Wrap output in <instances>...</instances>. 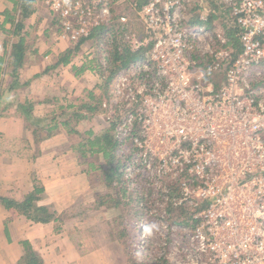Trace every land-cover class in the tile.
Masks as SVG:
<instances>
[{
  "label": "built area",
  "instance_id": "1",
  "mask_svg": "<svg viewBox=\"0 0 264 264\" xmlns=\"http://www.w3.org/2000/svg\"><path fill=\"white\" fill-rule=\"evenodd\" d=\"M44 1L61 36L76 45L112 25L123 3L144 25L147 37L135 40L136 50L151 45V55L135 63L134 74L117 75V93L126 92L129 103L133 91L123 76L145 72L140 94L147 97L115 132L129 140L126 172L153 186L157 220L186 222L161 230L170 229L178 264H264V0H220L237 48L204 26L211 9L191 19L200 0H145L142 7L138 0ZM181 211L187 218L180 220Z\"/></svg>",
  "mask_w": 264,
  "mask_h": 264
},
{
  "label": "crops",
  "instance_id": "2",
  "mask_svg": "<svg viewBox=\"0 0 264 264\" xmlns=\"http://www.w3.org/2000/svg\"><path fill=\"white\" fill-rule=\"evenodd\" d=\"M15 1L0 0V56L6 55V59L11 45L20 36L12 34V41L5 48L6 34H9L6 30H14L10 23H5V12L19 17L20 9L15 11ZM37 13L35 9L24 21L22 36L27 49L17 85H12L14 75L10 69L0 78V197L22 203L28 194L38 192L31 215L37 213L35 208H41L54 213V218L47 223L39 222L16 207L0 202V264L31 262L25 244L35 254L34 264H128L115 237L108 239L98 231V222L90 220L77 230H67L68 218L62 221V213L68 211L75 215L70 214L76 221L102 215L109 220L118 211L99 203L100 198L94 194L79 161L81 154L72 150L66 130L58 129L50 135L46 131L45 123L52 114L49 105L60 94L53 77L66 68L53 57L64 54L65 46L47 39L49 30L43 21H35ZM26 102L34 106L33 119L45 120L41 131L39 127L32 129L35 120H26L18 110Z\"/></svg>",
  "mask_w": 264,
  "mask_h": 264
},
{
  "label": "rangeland",
  "instance_id": "3",
  "mask_svg": "<svg viewBox=\"0 0 264 264\" xmlns=\"http://www.w3.org/2000/svg\"><path fill=\"white\" fill-rule=\"evenodd\" d=\"M45 2L46 1L44 0H39L34 5L35 9L38 11L37 14H39L37 15L35 21H43L47 25L46 29L47 31L49 30L47 39L51 40L53 44L56 43L64 45V51L66 53L73 50L69 55L68 63H60L62 64L61 66L64 65V67H69V69L64 68L62 72H60V74L58 73L53 77V84L58 83L57 87L58 90H60V94H57L54 99L51 100L52 103L49 106L52 114L49 117V122H46L45 124L47 127L57 125V128H55L52 133H54V131L66 130L65 132L69 134L70 138L68 140V143L71 147H73L72 150H74L76 154L78 153L79 155H82H80L79 161H82L81 163H83L82 167L84 169V172L87 173L89 181L92 183L94 194H96V196L100 198V200L98 199L99 203L102 205L107 204L108 206H110L108 201L111 200H113L114 202H125L129 207L127 211H129V213L131 212V215H134L129 220L128 218L126 219V222H129V224H133L131 225L132 227L129 233L131 239L125 232L120 229V219L123 213L122 204L119 205L120 207L118 205L111 206L118 211V214L115 215L114 218L109 220L105 219V216H101L99 214L98 216L101 217H97L95 219H90V217L89 219H86L88 217H85V219L83 220L76 221L75 218H72L70 216L71 213H69L68 211L62 213V221H66V217L68 218L67 222L69 224L67 226V230H77L81 225H87L88 223H90V220H92L93 223L98 222V231L103 233V235L108 239L111 236L115 237V241L117 240V243H119V245L121 246L122 252L124 253L126 262H128V264H178L179 259H174V243L171 237V231L168 228V232H164L161 235V230L168 223H170L169 226L173 224L182 225L186 223L185 220H182L180 222L169 221L165 222V225L163 222L158 221L157 218L160 217V206L154 203V201H152L151 203L150 197L151 193L153 192V186L150 185V187L152 188L147 186V178H143L140 175L134 176L132 175L133 172L130 171L126 172L127 167H125V170L122 174L123 177L121 183L117 184V182H113L110 184V187H107L108 181L106 176H109L110 170H112L111 167H108V160L104 159V157L100 154H91V151H87V147L81 148L80 146V143L85 142L87 139L93 138L89 135V132H92L93 136L101 135L108 130L110 131L111 135L113 133L115 134V130L111 129V125L113 126L112 123H114V120H116L115 116L121 115V118L119 120L123 119L125 114L130 113L129 110L135 109V106L137 105L136 101L140 102L141 104L145 100V98L147 97L145 93L140 94L144 91V85L149 82V79L146 77L145 72H142L141 74H137L135 76H123L129 79L128 82L125 80L123 81V83H126L127 85L129 84L127 87H130L133 91L129 103L127 102L128 100L125 97V95L127 94L126 92H123L122 94L117 93V85L119 81H117V75L125 73L134 74L135 63L141 60L145 62L151 55V50H148L147 52L142 54L143 56H139L126 68L120 70L111 78V81H109L108 83L106 81L107 75L105 74V72L109 65L108 51L110 42L108 40L107 43V39L111 37L110 35L112 33L108 32L102 38L106 40L107 45L100 44L102 42H98L97 44H95V42L93 44L90 43L93 40L89 39L88 41L80 42V45L78 43L77 46L79 47L76 50V44H73V42L70 41L68 37L61 36L58 30L59 26L56 24V19L53 15V12L50 10V8L46 7ZM144 4L145 2H143L142 4L137 3L139 7H142ZM203 4L204 5L202 6V8L207 7L209 9H212V7L207 5L206 3ZM222 8L223 9L220 13L221 16L216 19H211V25H204L207 29H211L212 27L215 37H218V35L221 34H227V29L230 30V27L232 26V17L230 15V12H228L225 7ZM113 16V24H117V22L122 23L119 22L120 17H126L127 22L125 23V26L126 28L129 27V33H127L124 37L125 44L129 46V48L133 52L138 51L136 50L137 44L135 43V40L144 39L145 37H147V33L144 25L137 17L134 7L126 3L120 4L113 10ZM189 16H191L190 13ZM57 22L59 23V21ZM71 22L73 26L76 25V21L71 20ZM11 38V34H6L5 48L8 42L11 43ZM46 47L50 48L51 46L47 45ZM230 47L233 48L232 46ZM220 48L225 49L226 46H224V48L221 46H216V49ZM207 49L216 51V49L213 48L210 44H207ZM53 58L54 61H57V59H59L60 57ZM217 80L219 81L220 77H218ZM7 83L8 82H6L5 84L7 85ZM90 93H93L97 96V100L94 102L95 106H98L99 112H96L94 114H92L87 107L81 108V105L92 102L89 98ZM133 96H137L135 100H133ZM64 112L66 116L62 115L64 114ZM80 113L86 115L87 118L76 123L79 120L78 116L80 115ZM110 116L111 119L114 117V120L109 119ZM54 117L56 118L55 122H51V119ZM66 117H70V120H68L70 123V129H76L79 134L69 133L68 129L63 126L62 121H66ZM31 128L33 129L37 127L34 125ZM31 128L29 127L28 132L32 130ZM44 135L45 134H43V136ZM23 139L19 141V146H21ZM123 144H127L129 146V140L123 142ZM90 163L93 164L94 168L89 167ZM128 164L129 162L127 163V165ZM121 187H124L125 194L120 192L119 189ZM104 196H106V200L105 202H102L101 197ZM171 209L172 208H170V210ZM140 212L142 213L141 216ZM179 215L180 220L181 218H187V212L185 211H181ZM145 232L148 233H146V237H143V234H145ZM129 241L130 245L134 242V250L131 255L127 254L128 251L126 253L123 247V243L125 244L126 248ZM186 245L187 243H184L182 247L185 248ZM181 258H185L183 254H181Z\"/></svg>",
  "mask_w": 264,
  "mask_h": 264
},
{
  "label": "trees",
  "instance_id": "4",
  "mask_svg": "<svg viewBox=\"0 0 264 264\" xmlns=\"http://www.w3.org/2000/svg\"><path fill=\"white\" fill-rule=\"evenodd\" d=\"M39 0H17L15 1V5H17V9L19 7V17L17 18L16 15H13L10 11L5 12V18L6 22L5 23H10L13 27V31H8L6 30L7 33L13 34L14 37L17 35L19 36V39L16 43H13L11 45V53L8 59H6V55L4 57L0 56V78L4 74V72L8 69H10L14 75L13 80H12V85L16 86L17 81H18V74L21 69V67L24 64V58H25V53H26V39L24 36H22V32L25 28L24 21L29 18L30 15L34 14L35 12V7L34 5L38 2ZM203 3H206L207 5L212 7V11L210 15L207 17L208 21L211 19H216L218 18L221 13V10L224 7L220 0H201ZM145 2V0H138V3L142 4ZM204 4H196L195 7L191 10V19L194 18V22L199 20V11L202 9V6ZM214 6V7H213ZM17 9L15 10L17 12ZM228 11V10H227ZM229 12V11H228ZM17 14V13H16ZM232 25V24H231ZM3 29V27L1 26ZM236 29L233 27V25L230 27V30L227 29V38L229 39V45H234L235 48L237 46L239 47V40L236 35ZM111 32L112 34V39H108L110 42L109 44V53H108V60H109V65L107 67V70L105 74L107 75L106 81L109 83L111 81V78L116 75L120 70L126 68L132 61L136 60L139 56H143L145 52H147L151 45H148L147 47H144L138 51H132L129 46L125 44L124 37L127 33H129V27L126 28L125 23H118L117 24H112L110 26H102L99 28L94 29L92 32V35L88 38L93 40L90 43H95L97 44L98 42H102L100 44L107 45L106 40L102 39L103 36ZM86 41V39H82L81 42ZM78 45V44H77ZM76 45V50L78 49L79 46ZM80 45V43H79ZM101 46V45H98ZM74 49V48H73ZM73 51V50H72ZM72 51H68L67 53L65 52L62 54L58 60L59 63H68V58L69 55ZM11 87V85H10ZM9 87V88H10ZM107 89V88H106ZM105 89V91H106ZM89 98L92 102L90 103H85L81 105L82 107H87L88 110L94 114L96 112H99L98 106H95V102L97 100V96L93 93L89 94ZM94 103V104H93ZM18 110L21 112V114L24 116L26 120L32 121L33 125L41 129H44L41 124L45 122L44 119L38 120V119H33V104L26 102L25 104L21 105L18 107ZM64 111V110H63ZM62 114V113H61ZM60 114V116H61ZM66 116L65 112L62 114ZM75 118V116H74ZM79 120L76 122H80L82 120H85L87 118L86 115H83L80 113L78 116ZM121 115H117L111 119L114 120L113 126L111 125V129L116 128V125L122 124L121 120ZM62 119V118H61ZM56 118H52L51 122H55ZM70 117H66V121H62V124L64 127L68 129L69 133H75L79 134L76 129H70V123L69 121ZM57 128V125H52V127H47L46 131L48 135L52 134V131ZM89 135L92 136L93 138L87 139L85 142L80 143L81 148L82 147H87V151H91V154H100L104 157V159L108 160V167H111L112 170H110L109 176L107 175V181H108V186L110 187V184L113 182H117V184H120L122 181L123 177V172L125 170V167L127 163L130 160V157L128 155V145L123 144V142L120 141V139L113 133L112 135L110 134V131L108 130L107 132L101 134V135H94L92 132H89ZM87 143V144H86ZM127 146V147H126ZM89 147V148H88ZM125 147L127 149H125ZM84 155V154H83ZM89 167L94 168L93 164L90 163ZM107 167V165H106ZM108 169V168H107ZM120 192L124 193V187H121ZM39 193H31L28 194L25 198V200L22 203H16L15 201H11L6 198L0 197V202L4 204L7 207H16L20 211H23L24 214L28 215L30 218L33 220H39V222L47 223L54 218V213H48L46 209H41V208H35L34 211H37L34 215H31V212L33 211L31 208L34 207L33 202L35 201V196L38 195ZM125 194V193H124ZM106 196L101 197L102 202H105ZM110 206H119L122 204L123 207V213L121 215V227L120 229L125 232L129 238H130V231H131V225L129 222H126V219L128 220L133 217L134 215H131V212L127 211L129 207L126 205V203H121V202H114L113 200L108 201ZM120 207V206H119ZM126 208V210H125ZM28 210V211H27ZM43 212V213H42ZM127 212V213H126ZM140 212V216H141ZM135 218V217H134ZM131 239V238H130ZM133 246L134 242L131 243L130 241L127 244V247L125 248V244L123 243L124 251L131 255L133 253ZM26 250H28V255L31 258V262L27 261L28 264H34L35 261V254H33L32 250L28 248V245L25 244ZM127 249V250H126Z\"/></svg>",
  "mask_w": 264,
  "mask_h": 264
}]
</instances>
